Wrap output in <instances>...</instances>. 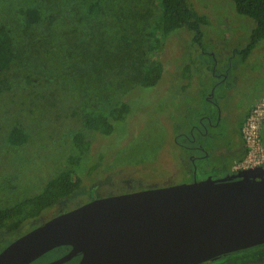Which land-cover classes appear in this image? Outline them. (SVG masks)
Segmentation results:
<instances>
[{
	"label": "rangeland",
	"instance_id": "obj_1",
	"mask_svg": "<svg viewBox=\"0 0 264 264\" xmlns=\"http://www.w3.org/2000/svg\"><path fill=\"white\" fill-rule=\"evenodd\" d=\"M189 2L210 22L203 45L187 28L163 35L160 0H0V23L10 28L19 54L9 70L0 71V209L41 193L68 168L82 179L71 197L18 231L0 229V253L92 199L225 177L226 159L210 151L212 140L206 138L200 141L210 158L196 151L193 167L185 135L209 108L215 77L205 51L216 49L220 32H247L255 21L239 14L234 0ZM30 7L40 9L42 19L26 32L18 10ZM158 61L164 66L161 80L144 88L143 74ZM119 101L132 112L111 135L86 127L85 111L109 112ZM16 126L29 136L22 146L9 142ZM211 131L227 133L215 140L217 146L233 141L226 129ZM54 258L55 253L44 262ZM203 264H264V245Z\"/></svg>",
	"mask_w": 264,
	"mask_h": 264
},
{
	"label": "water",
	"instance_id": "obj_2",
	"mask_svg": "<svg viewBox=\"0 0 264 264\" xmlns=\"http://www.w3.org/2000/svg\"><path fill=\"white\" fill-rule=\"evenodd\" d=\"M80 264H203L264 245V167L95 199L21 236L0 264H31L62 246Z\"/></svg>",
	"mask_w": 264,
	"mask_h": 264
},
{
	"label": "trees",
	"instance_id": "obj_3",
	"mask_svg": "<svg viewBox=\"0 0 264 264\" xmlns=\"http://www.w3.org/2000/svg\"><path fill=\"white\" fill-rule=\"evenodd\" d=\"M234 2L239 14L255 21L253 39L264 40V0H234ZM160 4L161 17L158 28L162 30L164 36L168 37L178 29L187 28L194 33L195 42L203 45L204 27L210 23L207 16L195 10L189 0H160ZM18 12L23 16L26 32L40 23L42 19V12L36 7L20 8ZM18 56L15 39L10 28L0 23V71L9 70ZM163 72L162 62L153 63L147 67L143 74L141 85L144 88L154 87L161 80ZM131 112L132 108L128 102L119 101L109 112L85 111L83 120L87 128L111 135L115 131L116 123L124 122ZM28 138L26 131L22 127L16 126L9 135V142L14 146H22L28 141ZM81 138L82 134H79L77 139L81 140ZM77 161V158L71 159L73 164H77ZM81 185L82 179L76 169L68 168L62 171L47 183L41 193L24 199L11 207L1 208L0 229L11 232L18 231L26 220L40 217L46 210L71 197L80 189Z\"/></svg>",
	"mask_w": 264,
	"mask_h": 264
},
{
	"label": "flooded vegetation",
	"instance_id": "obj_4",
	"mask_svg": "<svg viewBox=\"0 0 264 264\" xmlns=\"http://www.w3.org/2000/svg\"><path fill=\"white\" fill-rule=\"evenodd\" d=\"M254 28L255 26L247 32L242 30L231 31L230 34L220 32L219 41L215 43L216 49L208 51L204 49L212 59L209 72L215 77V81L207 96L208 110L202 115L198 114L200 119L197 117V122L193 120L190 123L189 131L185 135L187 142L184 143V147L188 150L193 162L199 157L196 151L203 152L200 158H209V150L206 149L203 141H200L201 137L206 138L204 140L208 144L212 140L213 147L210 151H219L215 140L227 133L216 136L214 132L212 134V128L216 132L220 128L224 132L226 129L235 141L242 138L245 154L247 152L242 136L244 121L264 94V40L253 39ZM193 167H197L195 162ZM93 200L95 199L91 201ZM73 250L72 245L59 246L31 264H50L71 254ZM53 253L56 254V258L44 262ZM83 256V253H77L63 264H80Z\"/></svg>",
	"mask_w": 264,
	"mask_h": 264
},
{
	"label": "built area",
	"instance_id": "obj_5",
	"mask_svg": "<svg viewBox=\"0 0 264 264\" xmlns=\"http://www.w3.org/2000/svg\"><path fill=\"white\" fill-rule=\"evenodd\" d=\"M242 136L247 152L241 161L234 164L233 172L264 167V94L246 119L242 128Z\"/></svg>",
	"mask_w": 264,
	"mask_h": 264
},
{
	"label": "crops",
	"instance_id": "obj_6",
	"mask_svg": "<svg viewBox=\"0 0 264 264\" xmlns=\"http://www.w3.org/2000/svg\"><path fill=\"white\" fill-rule=\"evenodd\" d=\"M233 141L229 143L228 141H224L222 145L218 146L219 147V156L220 160H224L226 163V166H228L226 175L228 173H232V166L235 163V161L242 159L245 156V150L243 146V140L242 138H239L235 141V139H232ZM215 154V153H214ZM213 154V156H214ZM212 155V154H211ZM210 158V154H209ZM222 161V162H224Z\"/></svg>",
	"mask_w": 264,
	"mask_h": 264
}]
</instances>
